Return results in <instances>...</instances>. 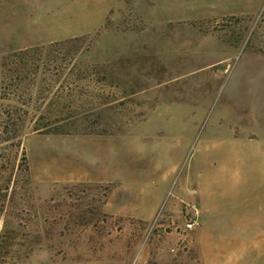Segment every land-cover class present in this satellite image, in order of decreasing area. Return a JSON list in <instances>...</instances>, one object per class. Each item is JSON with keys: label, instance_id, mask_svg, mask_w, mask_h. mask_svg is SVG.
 Here are the masks:
<instances>
[{"label": "rangeland", "instance_id": "rangeland-1", "mask_svg": "<svg viewBox=\"0 0 264 264\" xmlns=\"http://www.w3.org/2000/svg\"><path fill=\"white\" fill-rule=\"evenodd\" d=\"M213 257L264 264V0H0V264Z\"/></svg>", "mask_w": 264, "mask_h": 264}, {"label": "crops", "instance_id": "crops-1", "mask_svg": "<svg viewBox=\"0 0 264 264\" xmlns=\"http://www.w3.org/2000/svg\"><path fill=\"white\" fill-rule=\"evenodd\" d=\"M213 187H214V185H213ZM199 202H200V207L198 208V219L202 216L204 220L205 219L207 220L208 217L210 215H212V213H211L212 211H213V216L217 214V212H218L217 209H219V206L214 201L212 204V203H210V201L208 199L205 198L203 201L199 200ZM173 208H174V205H173ZM261 214H262V209L259 208L257 210V213H255L254 215L259 216ZM202 228H203L202 223H200V225L198 227V231H197L198 234L202 231ZM241 232H242V239H243V236H244L243 228L241 229ZM242 239L238 240L240 242V244L238 246L229 248L231 253H235V254L246 253L251 249V247ZM252 249H259V248L253 247ZM216 250H217V248L214 247V245H213V254H215L214 252H216ZM242 260H243L242 257H236L237 263H241ZM215 263H216V260L213 257V264H215Z\"/></svg>", "mask_w": 264, "mask_h": 264}, {"label": "built area", "instance_id": "built-area-1", "mask_svg": "<svg viewBox=\"0 0 264 264\" xmlns=\"http://www.w3.org/2000/svg\"><path fill=\"white\" fill-rule=\"evenodd\" d=\"M192 213L188 215V217L185 219L184 226H183V231L185 233L187 232H192L195 230L199 225V220H198V209L195 204L191 206Z\"/></svg>", "mask_w": 264, "mask_h": 264}, {"label": "trees", "instance_id": "trees-1", "mask_svg": "<svg viewBox=\"0 0 264 264\" xmlns=\"http://www.w3.org/2000/svg\"><path fill=\"white\" fill-rule=\"evenodd\" d=\"M66 131H62L61 133H65ZM57 133H58V131H57Z\"/></svg>", "mask_w": 264, "mask_h": 264}]
</instances>
